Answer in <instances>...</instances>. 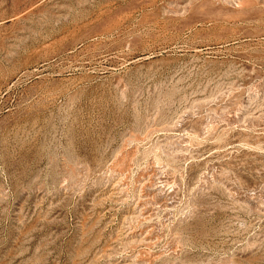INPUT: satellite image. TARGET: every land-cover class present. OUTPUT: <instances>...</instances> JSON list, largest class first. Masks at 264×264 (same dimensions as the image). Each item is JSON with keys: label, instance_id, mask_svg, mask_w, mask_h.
Returning a JSON list of instances; mask_svg holds the SVG:
<instances>
[{"label": "rangeland", "instance_id": "obj_1", "mask_svg": "<svg viewBox=\"0 0 264 264\" xmlns=\"http://www.w3.org/2000/svg\"><path fill=\"white\" fill-rule=\"evenodd\" d=\"M0 264H264V0H0Z\"/></svg>", "mask_w": 264, "mask_h": 264}, {"label": "bare ground", "instance_id": "obj_2", "mask_svg": "<svg viewBox=\"0 0 264 264\" xmlns=\"http://www.w3.org/2000/svg\"><path fill=\"white\" fill-rule=\"evenodd\" d=\"M185 10V9H184ZM190 10V9H189ZM183 12H181L182 14ZM178 14V13H177ZM176 14V15H177ZM184 14V13H183ZM182 14V15H183ZM189 14V13H188ZM181 16V15H180ZM165 23V22H164ZM213 23V22H212ZM225 24V23H224ZM165 26V25H164ZM152 29V28H151ZM205 29V28H204ZM176 33V32H175ZM203 33V32H202ZM110 37V36H109ZM85 40V39H84ZM83 44V43H82ZM224 44V43H223ZM215 45V44H214ZM84 47H86V44H83ZM211 46V45H210ZM89 47V46H88ZM87 47V48H88ZM166 47V46H165ZM203 47V46H202ZM217 48V47H216ZM164 49V48H163ZM188 49V48H187ZM205 49V48H204ZM70 56H67V59H72L75 56L79 55L81 53L78 50L77 46H74L70 48ZM159 50V49H158ZM181 50V49H180ZM156 51V50H155ZM152 52V51H151ZM154 52V51H153ZM163 52V51H162ZM178 52V51H177ZM196 52V51H195ZM66 53V52H64ZM150 53V52H149ZM161 53V52H160ZM205 53V52H204ZM207 53V52H206ZM214 53V52H213ZM216 53V52H215ZM146 54V53H145ZM203 54V53H202ZM65 55V54H64ZM129 55V54H128ZM61 56V55H60ZM136 56V55H135ZM165 56V55H164ZM175 56V55H174ZM56 61L54 65H49V66H41L39 67V70L41 69V73H48L47 75L50 79V81H60V82H66L67 77L73 76L77 71H81L84 68L83 63H74L70 65L69 67L64 66V61L65 59L58 58V55H55L53 57ZM145 58V57H144ZM148 58V57H147ZM150 58V57H149ZM131 60V59H130ZM79 61V60H78ZM146 61V60H145ZM54 62V61H53ZM68 62V61H67ZM49 64V63H48ZM58 64H61L60 67L56 66ZM38 73V72H37ZM40 73V72H39ZM46 75V74H45ZM84 76V74H83ZM76 78V77H75ZM47 79V78H46ZM54 83V82H53ZM59 86V85H58ZM128 163V162H127ZM127 167V166H126ZM158 168V167H157ZM147 176H144L143 180V188H144V196L141 199L139 203V207L141 208L142 215L144 216L145 220L150 216L151 214V208H150V199L154 202H158L161 204V202H166L167 200V194L164 193L160 188L156 187V178L159 176V170L156 168H152L147 174ZM125 180V179H124ZM158 180V179H157ZM125 183V182H124ZM118 190L120 194H122L124 190V184L121 183V185H118ZM143 191V190H142ZM141 194V193H140ZM140 200V199H139ZM139 202V201H138ZM155 204V203H154Z\"/></svg>", "mask_w": 264, "mask_h": 264}]
</instances>
